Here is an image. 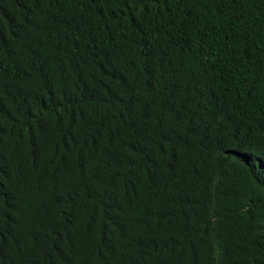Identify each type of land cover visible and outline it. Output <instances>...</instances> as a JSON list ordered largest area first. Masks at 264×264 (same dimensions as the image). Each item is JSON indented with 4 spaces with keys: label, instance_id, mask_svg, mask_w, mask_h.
<instances>
[{
    "label": "trees",
    "instance_id": "1",
    "mask_svg": "<svg viewBox=\"0 0 264 264\" xmlns=\"http://www.w3.org/2000/svg\"><path fill=\"white\" fill-rule=\"evenodd\" d=\"M0 264H264V0H0Z\"/></svg>",
    "mask_w": 264,
    "mask_h": 264
}]
</instances>
